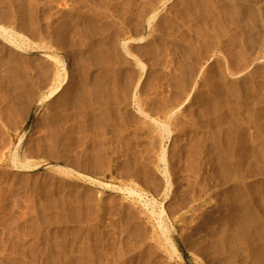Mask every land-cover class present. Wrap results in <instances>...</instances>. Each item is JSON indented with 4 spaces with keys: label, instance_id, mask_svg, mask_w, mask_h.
Instances as JSON below:
<instances>
[{
    "label": "rangeland",
    "instance_id": "rangeland-1",
    "mask_svg": "<svg viewBox=\"0 0 264 264\" xmlns=\"http://www.w3.org/2000/svg\"><path fill=\"white\" fill-rule=\"evenodd\" d=\"M237 1L236 20L221 0H0V264H217L201 251L231 215L224 191L264 212V0ZM54 111L86 128L37 153ZM232 253L219 264H254Z\"/></svg>",
    "mask_w": 264,
    "mask_h": 264
},
{
    "label": "bare ground",
    "instance_id": "bare-ground-1",
    "mask_svg": "<svg viewBox=\"0 0 264 264\" xmlns=\"http://www.w3.org/2000/svg\"><path fill=\"white\" fill-rule=\"evenodd\" d=\"M218 1H220V0H218ZM223 1L225 2V7H226V9H227V11L229 12V13H231V14H233L234 16V18H236V20H237V17H235V15L236 16H238L239 15V10H241V9H239L238 7L240 6V5H235V0H221V3H223ZM237 1V0H236ZM241 1V0H240ZM245 2H247L248 4L250 3V2H254V1H259L260 3L262 2V0H244ZM239 2V0L237 1V3ZM242 2V1H241ZM240 2V3H241ZM236 3V4H237ZM239 3V4H240ZM258 3V2H257ZM243 5H244V3H243ZM248 5H246V3H245V7H246V11H242V12H245L246 13V16H247V18H251L253 15H254V13H252V12H250V10H249V7H247ZM252 6H254V4L252 3ZM242 7V6H241ZM250 7H251V5H250ZM253 8V7H252ZM255 8V7H254ZM251 9V8H250ZM223 10V9H222ZM224 11V10H223ZM255 11V10H254ZM225 12V11H224ZM242 12H240V14H242ZM264 12V11H263ZM227 13V12H226ZM244 13V14H245ZM252 13V15H250V14ZM229 15V14H228ZM243 15V14H242ZM242 15H240V17L242 16ZM232 16H231V18L232 19H234ZM239 17V16H238ZM254 17V16H253ZM244 18H245V16H244ZM244 18L242 17L241 19H243V22H244ZM247 18H245V20L247 19ZM240 19V18H239ZM240 19V20H241ZM247 20H250V21H252L251 19H247ZM244 24V23H243ZM85 28V27H84ZM246 29V28H245ZM81 33H83V31L81 32ZM84 34V33H83ZM83 34H81V36H80V39H81V37L82 36H85V34L83 35ZM88 34V33H87ZM80 35V34H79ZM90 36V35H89ZM83 38H85L84 40H86V36L85 37H82V41H84L83 40ZM84 43V42H83ZM113 43V42H112ZM94 46V45H93ZM94 47H96V45L94 46ZM93 47V48H94ZM92 48V51H94V49ZM97 50V49H96ZM99 51V50H98ZM93 54V53H92ZM99 54V55H98ZM98 54L96 53V56L97 57H101V55H103V54H101L100 52H98ZM95 55V54H94ZM93 55V56H94ZM96 56H94V58L96 59V61L98 60V59H100V58H98L97 59V57ZM103 56H105V55H103ZM105 58V57H104ZM104 58H103V60H104ZM108 58V57H107ZM90 59V58H89ZM12 60V59H11ZM10 60V61H11ZM103 60H102V62H103ZM5 61H7V60H5ZM10 61H8V63L10 62ZM13 61V60H12ZM11 61V62H12ZM99 62L101 61V60H98ZM199 60H197V62H198ZM10 62V64H12ZM80 62H82V61H80ZM7 63V62H6ZM2 59H0V67H2L1 65H3V64H6ZM84 63V62H83ZM199 63V62H198ZM101 64V63H100ZM99 64V65H100ZM105 64L107 65V63L105 62ZM86 65V64H85ZM89 65V64H88ZM103 65H104V62H103ZM102 65V66H103ZM102 66H100L101 68H102ZM103 67H105V66H103ZM3 68H4V66H3ZM93 68V67H92ZM101 68H100V70H101ZM106 69V70H105ZM105 69H103V72H104V70L105 71H107V69H109L108 68V66H107V68H105ZM6 70H8V69H6ZM45 70V69H44ZM47 70V69H46ZM54 71V70H53ZM52 71V72H53ZM62 71V70H61ZM94 71V70H93ZM264 71V70H263ZM52 72H50V73H52ZM57 72V71H56ZM59 72V71H58ZM1 73V72H0ZM4 73V72H3ZM20 73V72H19ZM43 73V75H45L44 73H45V71L44 72H42ZM54 73V72H53ZM52 73V74H53ZM72 73V72H71ZM5 74V76L6 77H8L9 79H10V81H12V83L15 85V86H17V84H18V82L20 83V80L19 79H21V77L22 76H26V75H24V73H23V75L20 77V75L18 74V72L16 71V69L15 68H11L10 69V71L9 72H7V74L6 73H4ZM21 74V73H20ZM46 74H47V72H46ZM56 74V73H55ZM58 74V73H57ZM104 74H106V72L104 73ZM48 75H49V71H48ZM61 75V74H60ZM54 76H56V75H54ZM1 77V76H0ZM41 77H45V76H42L41 75ZM73 77V76H72ZM24 78V77H23ZM27 78H29L30 79V77H27ZM27 78H26V80H27ZM48 78H49V76H48ZM48 78L46 79V81H48L49 82V80H48ZM13 79H15V80H18V82H15V81H13ZM25 79V78H24ZM44 79V78H43ZM51 79H52V76H51ZM50 79V80H51ZM59 79V78H58ZM262 79H264V78H262ZM34 80V79H33ZM33 80H31V81H33ZM55 80V79H54ZM27 81H29L30 82V80H27ZM37 81V80H36ZM35 81V82H36ZM45 81V80H44ZM46 81L44 82V85L46 84ZM56 81V80H55ZM57 81H59V80H57ZM40 82V81H39ZM39 82H36V84H39ZM71 82H73V81H71ZM264 82V81H263ZM9 83H11V82H9ZM43 83V82H42ZM41 83V84H42ZM53 83V82H52ZM56 83V82H55ZM60 83V82H59ZM58 83V84H59ZM75 83V82H74ZM90 83V82H89ZM40 84V85H41ZM49 84V83H48ZM57 84V83H56ZM55 84V85H56ZM96 84V83H95ZM95 84H94V86H95ZM10 85V84H9ZM43 85V86H44ZM52 86H53V84H51ZM91 85H93L92 83H91ZM37 86V85H36ZM42 86V85H41ZM46 86V85H45ZM61 86V85H60ZM70 86V85H69ZM87 86V85H86ZM90 85H88V88L90 89L91 87H93V86H91V87H89ZM264 86V85H263ZM23 88V87H22ZM30 88L31 87H29V90H30ZM35 88V87H34ZM33 88V89H34ZM39 88H40V86H39ZM43 88V87H42ZM49 88H51L50 86H49ZM60 88V87H59ZM96 88V87H95ZM95 88H92V90L94 89V91H95ZM262 88V87H261ZM25 89V88H24ZM56 89H57V87L56 88H51V89H49L50 91H49V97H53V96H55V94H57V91H56ZM83 89V90H82ZM82 89H80V91L82 90L83 91V93L85 94V93H87V97H88V95H90V93L92 94V93H94L92 90H88V91H90V93L88 94V91H86V89H87V87H83ZM263 90H264V87L262 88ZM18 91L20 90V89H17ZM28 90V94H29V92L31 91H29ZM43 90V89H42ZM79 90V89H78ZM101 90V89H100ZM262 90V91H263ZM21 91H22V89H21ZM26 91H27V88H26ZM25 91V92H26ZM33 91V90H32ZM48 91V90H47ZM72 91V90H71ZM86 91V92H85ZM24 92V91H23ZM69 92H70V90L68 89V88H66L64 91H63V99H66L67 97H68V95H70L69 94ZM78 92V91H77ZM79 93V92H78ZM97 93V91H95V94ZM98 93L100 94L101 93V91L99 92V90H98ZM96 94V96L97 95H99V94ZM25 94V93H24ZM27 94V95H28ZM84 94H83V97H84ZM95 94H93V96H95ZM26 94H25V96H27ZM71 95H72V93H71ZM70 95V96H71ZM77 95H79V94H77ZM18 96H20V95H18ZM33 97V95H28L27 97ZM62 96V95H61ZM80 96V95H79ZM82 96V95H81ZM92 96V95H91ZM25 98V99H28V101H29V99H30V97L29 98ZM82 97V98H83ZM97 97H100V98H97ZM97 97H95L96 98V100L97 99H99V100H97V103L98 104H102L101 103V101H100V99H102V97L99 95V96H97ZM70 98V97H69ZM86 98V96L84 97V99ZM89 99H91L90 98V96L88 97ZM86 99L85 101H89V99ZM95 98H93L94 100H95ZM18 99V98H17ZM179 99V98H178ZM31 100H32V98H31ZM30 100V101H31ZM83 100V99H82ZM93 100V101H94ZM176 100V99H175ZM22 101V100H21ZM68 101V100H67ZM98 101H100V102H98ZM23 102V101H22ZM26 102V101H25ZM70 102V101H69ZM17 104H18V106H20V102H16ZM26 103H28V102H26ZM25 103V104H26ZM88 103V102H87ZM87 103L84 105V107L87 105ZM94 103V102H93ZM174 103H176V101H174L173 102V104ZM66 104V103H65ZM95 104V103H94ZM98 104H97V107H98V109L97 110H100L99 108H101V106H98ZM106 104V103H105ZM264 104V103H263ZM69 105V104H68ZM119 105H121V103H119ZM126 105V104H125ZM125 105L123 106V107H125ZM140 105V104H139ZM88 106V108H90V106L89 105H87ZM104 106V104H102V107ZM264 106V105H263ZM20 107H24L22 110H24L25 109V107H27V106H24V102H23V104L20 106ZM62 107V106H61ZM60 107V108H61ZM65 107V106H64ZM83 107V109L85 110V108ZM97 107H95V110H96V108ZM141 107V105L139 106V108ZM82 108V107H81ZM104 108H105V106H104ZM58 109V108H57ZM56 109V110H57ZM94 109V108H93ZM55 110V111H56ZM60 110V109H59ZM62 110V109H61ZM67 109L65 108V111H64V109L62 110V111H64L65 113L69 110V108H68V110L66 111ZM92 110V109H91ZM95 110H93V111H95ZM96 110V112H99V111H97ZM102 110H103V108H102ZM54 111V112H55ZM61 111V112H62ZM51 112L53 113V110H51ZM58 112V111H57ZM57 112H55V113H57ZM64 112H63V114H64ZM69 112L71 113L72 111L71 110H69ZM87 112H90V111H87ZM96 112H92L93 114L94 113H96ZM101 112V111H100ZM100 112H99V114H100ZM103 112L105 113V110H103ZM103 112H101L102 114H103ZM54 113V114H55ZM73 113V112H72ZM71 113V114H72ZM84 113H86V112H84ZM83 113V114H84ZM87 114V113H86ZM91 113H89V115H90ZM85 115V114H84ZM88 115V116H89ZM92 115V114H91ZM96 115H97V113H96ZM104 115V114H103ZM87 116V117H88ZM101 116V115H100ZM106 116V115H105ZM104 116V117H105ZM109 116V115H108ZM49 117V116H48ZM71 116L70 115H62V113H60V114H56V117L54 116V118H52V119H49V121H50V124H49V126H48V132H47V130H46V134H47V136L46 137H43L44 139H40L39 140V143H38V145H37V153H46V151H47V148L48 149H50L49 148V146H51V145H54V146H60V143L62 144V142H66L67 141V139H68V135H70V133H72V132H74V131H76V128L77 127H80V126H84V125H73V126H76V128L74 129V131L72 130V129H70L69 131H70V133H69V131H68V128H66L65 126L66 125H68V123H69V121H70V124L72 123L71 122V120H69V118H70ZM79 117V116H78ZM78 117H77V119H78ZM81 117V116H80ZM130 117V116H129ZM72 118V117H71ZM73 118H74V116H73ZM75 118H76V116H75ZM82 118V117H81ZM86 118V117H85ZM89 118V117H88ZM92 118V117H91ZM107 118V117H106ZM125 118H127V117H125ZM83 119V118H82ZM101 119V118H100ZM99 119V120H100ZM129 119V120H128ZM128 119H125L126 121H130L131 119L130 118H128ZM83 120H85V119H83ZM92 120V119H91ZM90 120V121H91ZM93 120H94V118H93ZM96 120V119H95ZM102 120V119H101ZM106 120V122L103 120V122H105V123H107V122H109V121H107V119H105ZM74 121H77L76 119L74 120ZM74 121H73V123H74ZM78 121H80V118H79V120ZM89 121V122H90ZM85 122V121H84ZM87 122V121H86ZM93 122V121H92ZM102 122V121H101ZM131 122V121H130ZM129 122V123H130ZM76 123V122H75ZM88 123V122H87ZM127 123V122H126ZM69 124V125H70ZM78 124H80V122L78 123ZM90 124H91V122H90ZM95 124V123H94ZM128 124V123H127ZM72 125V124H71ZM86 125V124H85ZM88 125V124H87ZM100 125V124H99ZM95 126V125H94ZM85 128H86V126H84ZM96 128H94V129H96L97 131L96 132H98V130H99V128L100 127H98V126H95ZM69 128H71V127H69ZM74 128V127H73ZM81 128V127H80ZM98 128V129H97ZM91 129V128H90ZM107 129V128H106ZM105 130V129H104ZM81 131V130H80ZM82 132V133H81ZM81 132H77L78 134H83V133H85V132H88V131H84L83 132V130L81 131ZM90 133H92V132H89L88 134H90ZM87 135V134H86ZM86 135H84V138L86 137ZM88 136V135H87ZM90 137H88V140H87V142L90 140L89 138H91V135H89ZM81 138H82V136H80ZM70 138H72L71 136H70ZM69 138V139H70ZM83 138V139H84ZM212 138V137H211ZM82 139V141H84ZM216 139V140H215ZM92 140V139H91ZM213 140H215L216 142H214V141H211V139H210V141H211V145H210V147H211V153H218L219 152V155H221V153H222V151L225 153H227V150L224 148V146L223 145H221V143H218L219 141H217V140H219L218 138H216V137H214L213 138ZM50 142V144L51 145H46V142ZM65 142H64V144H65ZM84 142H86V141H84ZM90 142V141H89ZM46 146H48L47 148H46ZM68 146L69 145H67V148H68ZM61 147V146H60ZM64 147V146H63ZM62 147V148H63ZM65 147H66V145H65ZM64 147V148H65ZM52 148V147H51ZM57 149H59V147L57 148ZM61 149V148H60ZM66 149V148H65ZM64 149V150H65ZM84 149V148H83ZM35 150V151H36ZM52 151H53V148L51 149ZM64 150L63 151H60L59 152V155H60V153L61 152H64ZM86 150H88V149H86ZM85 150V151H86ZM225 150V151H224ZM50 152V151H49ZM89 152V151H88ZM67 153V152H66ZM62 154V153H61ZM64 154H65V152H64ZM85 154H87L86 152H85ZM212 154V155H213ZM223 154V153H222ZM53 156V155H52ZM56 156V155H55ZM64 156V155H63ZM87 156V155H86ZM215 156V155H214ZM213 156V157H214ZM225 156V155H224ZM61 157V156H60ZM50 158V157H49ZM53 158V157H52ZM218 158V157H217ZM224 159V158H223ZM264 159V158H263ZM219 160V159H218ZM220 160H222V159H220ZM219 162H221V161H219ZM264 162V161H263ZM218 163V162H217ZM224 163H225V160H224ZM222 164V163H221ZM221 164H218V165H220L218 168L219 169H222V168H224L228 163H225L226 165L224 166V167H222L221 168ZM222 165H224V164H222ZM229 165V164H228ZM227 165V166H228ZM263 166V165H262ZM17 167H19V166H17ZM19 168H21V170H26V169H29L30 167H23V166H20ZM227 168H229V166L228 167H226V169L225 170H227ZM231 175L232 174H230V175H228V176H230V178L229 177H225L224 178V182L225 183H227L228 185H229V183L231 184H233V182L236 184V182H235V179H232V177H231ZM221 177V176H220ZM236 177V176H235ZM222 178V177H221ZM223 182V181H222ZM223 182V183H224ZM222 183V184H223ZM224 183V184H225ZM221 184V185H222ZM223 184V185H224ZM242 184H244V183H242ZM224 186H226V185H224ZM244 186V185H243ZM222 187V186H221ZM225 188V187H224ZM223 188V189H224ZM243 187L242 186H240L239 184H237V185H234V186H231V187H229V188H227L225 191H224V193L225 194H227L228 196H233L234 198H236V200H234V202H232V201H229V202H231V204L228 206L229 208H228V211L230 210V217L227 219V221L230 219V218H232V219H236V224L234 225L233 224V226H231V225H229V224H227V221L226 220H224L225 222L223 223V224H221V227H220V234L219 235H216L215 236V238H214V242H213V246H211V248L210 247H208L207 249H206V246H205V248L204 247H202L203 249H202V251H201V254H202V256H208V257H212V259L215 261V263H217V264H219V262H220V260L221 259H223V256L224 255H226V254H229V253H232V252H234V243H236L237 244V246L238 247H241L242 249H248V252H249V254H250V256H251V258H254V259H252L253 260V263L254 264H264V244H263V242H261L260 241V236H262V235H260V233H259V230H258V224L259 223H264V212L263 211H258V208H257V210H255V204L256 203H254L253 202V200L251 201V199L250 198H247L246 196H245V190H243L242 189ZM222 190V189H221ZM247 193V192H246ZM259 194H260V192H259ZM262 197H264V195H263V192H262ZM248 196V195H247ZM258 203V202H257ZM264 205V204H263ZM261 207V206H260ZM260 207H259V210H260ZM226 208H227V206H226ZM262 208V207H261ZM229 215V214H228ZM223 219H226V218H223ZM222 219V220H223ZM231 220V219H230ZM233 222V221H232ZM232 224V223H231ZM262 234V233H261ZM224 241H226V244L224 243ZM232 241V242H231ZM213 247V248H212ZM239 249V248H238ZM238 249H235V250H238ZM241 250V249H240ZM236 252H238V251H236ZM233 254V253H232ZM235 254V253H234ZM236 255H237V253H236ZM255 260V261H254ZM235 263V262H234ZM232 264V263H231Z\"/></svg>",
    "mask_w": 264,
    "mask_h": 264
}]
</instances>
